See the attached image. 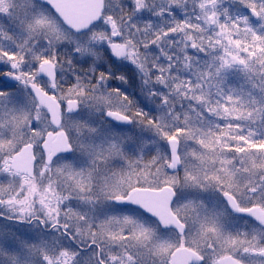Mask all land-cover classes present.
Returning <instances> with one entry per match:
<instances>
[{
	"label": "snow or ice",
	"instance_id": "1",
	"mask_svg": "<svg viewBox=\"0 0 264 264\" xmlns=\"http://www.w3.org/2000/svg\"><path fill=\"white\" fill-rule=\"evenodd\" d=\"M0 264H264V0H0Z\"/></svg>",
	"mask_w": 264,
	"mask_h": 264
}]
</instances>
